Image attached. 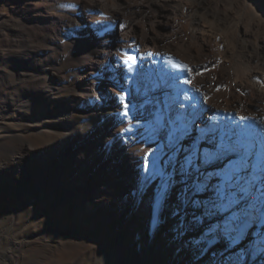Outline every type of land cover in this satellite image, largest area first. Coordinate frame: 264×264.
Returning <instances> with one entry per match:
<instances>
[{
  "label": "rangeland",
  "instance_id": "374dc122",
  "mask_svg": "<svg viewBox=\"0 0 264 264\" xmlns=\"http://www.w3.org/2000/svg\"><path fill=\"white\" fill-rule=\"evenodd\" d=\"M152 1L155 22L158 1ZM206 1L211 6L203 8L196 0H180L183 22L200 30L193 23L203 20L201 29L211 32L214 52L229 68L233 60L225 52L235 50L237 26L248 31L241 43L254 45L250 54L256 58L235 65L234 71L239 80L261 87L264 29L258 26L264 24V0ZM223 12L228 13L226 26L214 19V13ZM109 16L91 0H0V264H214L240 259L239 243L194 245L207 222L179 229L181 220L188 224L193 211H200L185 207L176 195L167 196L154 224L151 199L159 179L144 185L140 171L138 180L131 181L113 141L104 150L80 144L91 136L95 109L111 108L100 96L103 83L120 84L118 70L109 63L83 73L88 32L76 20L113 22ZM138 16L128 11L122 17ZM61 21L68 24L51 38H35L20 29H48ZM128 47L120 52L124 60L130 57ZM216 65L206 63L200 74L213 79L217 71L221 76ZM254 72L256 78L244 80ZM82 80L91 87L90 98L79 85ZM135 109L124 117L116 146L128 143L130 161L139 165L158 146L150 142L138 148L151 135L134 127L141 119ZM202 247L207 250L201 252ZM249 249L243 251V264H264Z\"/></svg>",
  "mask_w": 264,
  "mask_h": 264
},
{
  "label": "bare ground",
  "instance_id": "6f19581e",
  "mask_svg": "<svg viewBox=\"0 0 264 264\" xmlns=\"http://www.w3.org/2000/svg\"><path fill=\"white\" fill-rule=\"evenodd\" d=\"M144 1L91 0L93 6L100 11L109 13L113 22L102 23L92 17H88L89 19L86 21L76 20L78 26L86 28L88 32L86 61L82 63L83 73L91 72L97 63H109L118 70L115 78L119 80L120 84L118 87L113 83H103L100 96L111 108L100 109L97 107L95 109L96 120L91 129L92 132H90L91 136L83 139L80 144L104 150L109 142L113 141L119 152V159H122L125 165L124 170L133 182L138 180V172L142 171L147 176L153 171V161H157L159 167L164 168L169 155H175V158L182 162L194 145L199 146L200 153H203L204 150H213V129L216 130L215 143L219 142V132L227 127L236 128L251 125L264 134V81H259L262 86L258 88V86L255 87L248 83L249 81L239 80L235 74L236 70L234 71L235 65H242L244 61H253L256 58L250 54L254 45L249 47L241 43V38L246 36L248 31L237 26L236 36L233 37L236 45L235 50L225 49V54H229L233 60V65L229 68L226 67L228 64L226 65L222 58L215 54L214 38H212L211 32L208 33L201 29L205 26V22L203 20L192 22L198 28L200 27V30H194L183 22L182 13L177 7L180 0H157L155 22H152L151 19L154 1H147L150 6L147 10H145ZM196 1L198 7L207 3L211 6V3L206 0ZM237 3L239 4L241 1H237ZM128 11L139 15L138 20L124 21L122 16ZM214 16L217 23L227 25L229 22L227 21L229 20L227 12L214 13ZM67 24V21H61L57 26L48 29L39 27H21L20 29L35 38H51L55 37L56 30L61 31ZM72 24L73 21L70 25L72 26ZM140 26L143 29H140ZM258 27L264 29V24ZM139 30H141L140 34ZM260 40L264 44V37ZM127 46H129L130 57L134 59L124 60L120 55V52ZM260 51L264 57V48ZM168 59L171 62H167ZM212 62L222 69V75H218L215 71L213 79H207V75H201L200 70L205 69L206 63ZM241 62L243 63L241 64ZM193 73L198 74L192 76ZM244 77V80L254 79L256 72L250 75L246 74ZM79 85L82 86L85 96L90 98L89 92L92 90L87 81H79ZM118 94L126 98L128 113L132 111V108H136V113L141 117L134 127H137L142 133L151 135L150 137L144 136L143 141L140 140L138 148L144 149L143 147L150 142H155L158 146V149L156 148L148 156L146 155L147 157H143L145 160L140 161L139 165L131 163L130 157L132 156L128 149V143H126L128 148L116 146V143L119 142L120 128L124 122L122 115L124 109L118 100ZM168 105L172 106L170 113L172 118H176L179 114V123L175 126L168 122ZM68 106L72 107V104ZM63 117L67 118L66 115ZM160 117H164L162 123ZM180 125H183L186 131L175 133L179 139L175 141L177 148L172 149L169 146L170 134L174 132L175 127ZM135 145L133 146L135 147ZM66 162L71 163L67 158ZM144 166H146V170ZM219 166L214 163L204 171L213 172ZM167 170L171 172V166H167ZM179 176L175 177L174 184L167 196L181 197L180 192L185 185ZM159 183L156 185V193L153 194L155 200L151 199L152 203L156 201ZM206 195L201 196L200 199H207ZM148 212L152 215L151 210ZM259 231H264V228H261L259 224L253 225L247 230V235L239 242L240 254L253 247V242L257 239L256 234ZM263 258L264 255H261L259 260Z\"/></svg>",
  "mask_w": 264,
  "mask_h": 264
},
{
  "label": "snow or ice",
  "instance_id": "6c2138e0",
  "mask_svg": "<svg viewBox=\"0 0 264 264\" xmlns=\"http://www.w3.org/2000/svg\"><path fill=\"white\" fill-rule=\"evenodd\" d=\"M129 59H134L129 57ZM125 97L118 94L123 105L122 115L128 116V104ZM187 99V97H185ZM195 100V98H193ZM192 106V105H190ZM168 122L173 126L179 123V114L172 118V106L168 105ZM164 117H160L161 123ZM186 131L183 125L175 127L170 134L169 146L176 149L177 132ZM216 130L213 129V150L200 153L199 146L194 145L185 155L182 162L169 155L166 167L161 168L153 161V171L147 176L142 172V184L146 185L159 179L158 193L153 205V223H158L160 207L174 184L177 172L185 185L181 190V203L194 210L188 224L181 220L178 228L187 230L190 227L205 225L199 240L192 241L196 246H211L220 240L227 241L229 246L239 243L247 235V230L259 224L264 228V134L261 130L249 125L245 127H227L219 132V142L215 143ZM220 166L213 172L204 171L211 164ZM177 164L179 167L177 168ZM171 166L172 171L167 170ZM145 170H146V166ZM207 194V199H198ZM178 214V213H174ZM214 221V222H213ZM253 247L248 250L253 258L264 255V231L257 232ZM206 247L200 248L201 252ZM243 253L240 259L228 257L225 261L214 264H243Z\"/></svg>",
  "mask_w": 264,
  "mask_h": 264
}]
</instances>
